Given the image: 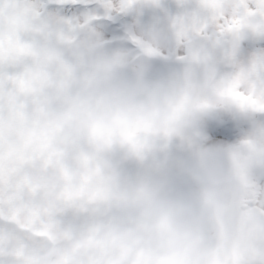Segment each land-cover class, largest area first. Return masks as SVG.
I'll return each instance as SVG.
<instances>
[{
    "label": "clouds",
    "instance_id": "1",
    "mask_svg": "<svg viewBox=\"0 0 264 264\" xmlns=\"http://www.w3.org/2000/svg\"><path fill=\"white\" fill-rule=\"evenodd\" d=\"M0 264H264V0H0Z\"/></svg>",
    "mask_w": 264,
    "mask_h": 264
}]
</instances>
